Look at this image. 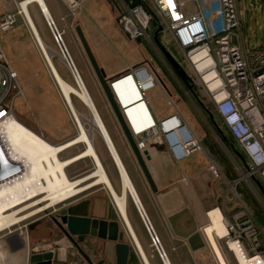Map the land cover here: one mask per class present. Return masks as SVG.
I'll list each match as a JSON object with an SVG mask.
<instances>
[{"label": "rangeland", "instance_id": "1", "mask_svg": "<svg viewBox=\"0 0 264 264\" xmlns=\"http://www.w3.org/2000/svg\"><path fill=\"white\" fill-rule=\"evenodd\" d=\"M105 1H106L105 6L100 7V9H103V11L113 13V16H115V18H117L119 14L122 15L124 13L125 9L123 8L121 0H105ZM238 4L244 21L243 29H244L245 39L248 48L250 50L263 48L264 47V0H238ZM188 8L193 10L195 9V6L193 4L188 3ZM18 10L19 8H17V10H15L14 12H11V14L17 13ZM67 12L70 14V17L66 19L67 20L66 29H63L57 22H56L57 23L56 26L58 30H60V32L62 33L64 38V44L71 56L74 66L76 67L88 92L90 93L105 125L109 130V133L117 147V150L131 176V179L139 194L144 212L151 221L150 215L144 204V196H145L151 204L157 207L160 213H163L167 217V222L171 230L173 231L174 235H176L172 226L170 225L169 218L175 215L176 213H179L180 211L188 208L191 213V218L194 221V225H195L194 227L196 229V233L200 235V238L204 242V247H201L198 250H195L194 252L197 253L198 251L199 252L204 251L205 253L204 256L207 257V260L205 261L206 264H216V261L214 259L215 256L211 251V249L209 248L208 242H206V239L202 231V228L205 227L209 223V221L205 216V213H202V217H199L201 223H198L197 219L192 213V210L187 206L184 193L185 196L189 194L191 198L196 199L199 205L205 200H211L212 203L210 204V206H208L207 208L203 207V209H206L203 212L214 209L217 206L220 207V205L222 208L221 191L224 190L226 186L219 187L218 183L211 180L209 175L207 174L205 168L207 167L209 153L212 154L217 159L224 173L228 177L231 176L240 177L241 171L245 172L246 170L247 167L246 160L241 156V154L240 155L238 154L237 156V154L233 152V150H236L235 147L229 144L227 145V143H225L224 137H226L227 139L228 138L230 139V137L227 131L225 130V128L223 127V125L221 124L219 117L217 116L213 107L209 103L206 93L200 87V85L191 80L192 88L194 87L193 88L195 95L194 97V95H192L188 91L191 89H189L184 84V82L181 80L178 74L172 69L170 63L168 62V60L160 50L155 40V35L157 32H158L157 35L158 40L166 48V50L175 58V60L180 61L181 58L174 47L171 46L166 47L164 45L163 43L164 34L161 33L162 30L159 31L160 27L158 30H155L157 24L155 22H152V33L150 34L151 41L148 40L136 41V40H131L127 35L123 34L122 27L116 21L115 27L120 35L119 40L122 43L124 42L126 45L124 50L123 48H120L122 56L118 57V59H112V67L117 68L120 64H122V62L123 65H125L126 64L125 61L127 60L130 62V64L133 67L140 65L148 66L156 74V76L164 86L167 95L172 98L178 110L181 112V114H183L182 116L184 122L188 125L190 130L197 135L198 139L199 138L201 139L199 140L201 141V144L203 146V149L201 151L194 153L192 157L187 161H183L181 164L171 163L167 165L166 163L171 161V159L168 157L169 156L168 153L170 152H169L168 144L164 139V137H162V140L159 138H155L149 141L146 150L149 151L152 160L148 161L147 164L158 186V193L154 194L150 189L141 171V168L128 144V141L124 136V133L121 130V127L107 101L103 89L94 73V70L84 51V48L78 38V35L76 33V27L80 26L82 28L86 36V39L88 40V43L105 77L106 75L102 66L103 65L102 60L104 58L102 56L105 54L109 55L110 52L113 51L111 47H109L105 38L99 32L95 24V20L92 17H90L89 13L87 12V8L84 7L78 10V12L76 13L78 14V16L72 15L70 11ZM21 17L22 16L17 17V23L15 24V26L12 27V29L7 31L6 33L0 32V42L3 46L4 52L8 60L10 61L13 69L16 72H17V69L15 68L16 66L15 67L13 66L16 64L21 66L29 65L30 67H34L32 70L33 75H31L33 76L32 77L33 80L31 79L33 83L29 80L28 76H26L27 73L26 71L23 76L24 80H21L22 83L21 85L19 79L20 74L17 72L18 84L21 87V92H19L20 89H14L10 93L7 102L9 106L13 107L14 115H16V117L22 123H24L28 128L32 129L37 134L44 136L48 140L51 137H56L57 139L53 138L57 140L55 141L56 142L55 145L66 143L78 135L77 129L75 127L71 114L67 106L65 105V102L63 101V98L59 92V89L55 81L53 80L47 66H45L46 63L42 56L41 50L37 46L36 41H34L35 39L34 40L30 39L29 35H31V32L26 31L25 28L22 30V33L17 32L18 31L17 26L20 22H22L23 17L22 18ZM44 24H45L46 36L45 39L43 40H45L44 42L47 44L50 50L55 53L53 60L57 68L59 69L62 77L70 84L75 86L73 74L61 59V51L54 40L52 32L48 27L47 21H44ZM97 24L99 23L97 22ZM11 32L15 34L19 33L18 35L16 34L18 36L17 37L18 40L17 39L15 41L4 40V38L6 37L3 36ZM124 51L127 53V55ZM39 52L41 54H39ZM40 65L43 67L42 70L44 73H42V71L38 69V67L40 68ZM105 65L108 66L107 63ZM42 74L46 75L48 82L51 85V90L55 95L56 103L55 101H52L49 98L48 95L49 93L46 92L44 86L45 82L43 79L45 77ZM106 79H108V81L112 80L107 77ZM145 96L150 107L156 110L157 112L171 113V109L174 110V108H171L168 105L165 96L163 95L161 89L159 88H154L147 91L145 93ZM196 98L199 99L200 102H197ZM74 102L77 110L81 114L88 113L86 107L81 103V101L74 98ZM173 113H175V110ZM55 114L59 116V118H56L54 120L53 116ZM231 143L235 144L233 143L232 140ZM95 146L106 166L107 172L111 180H113L112 181L113 184L115 185V187H117V189H119L120 179L118 176L117 169L111 159L110 154L108 153V150L103 140L99 136H97L96 138ZM83 148H84L83 146H77L74 149L65 152L61 156V159L67 160L69 158H72L73 156L80 153L83 150ZM235 165H238V170H236ZM188 166L197 169H192L191 171H189L186 169ZM93 169L94 167L91 160L84 159L78 162L77 164L71 166L69 169H67V173L69 178L74 180L91 173ZM262 186L259 185L255 181V179L250 178L249 180H244L241 183V185L238 187V192L241 195L242 199L251 207L256 217L258 218L260 224L264 228V216L262 212L264 211V188H263L264 186L263 187ZM175 188H177L178 191L172 192L167 202L164 201L162 202L158 198L157 196L158 194H164L166 192L173 191ZM96 198H99V200L102 198L105 201L107 200L106 198H108L109 207L111 208L114 207L115 211L117 212L108 191L103 186H100L94 188L89 192L83 193L63 204L57 205L43 213H40L22 222L21 224H19L18 226L14 227L11 230H7L0 233V252L5 256L4 261H1V264H14L13 255H15L16 257L15 260H19L20 264L29 263L30 256L27 253H20L17 255L14 254V253H19V251L12 252L6 242L7 237L15 233H23L21 237L23 238L25 245L28 246L29 242L32 241L31 239L32 238L35 239V236L37 238V236L39 235L38 233L40 232L43 233L42 235H44L45 232L43 231H46L48 234H45L44 238H51L53 236L49 231V229L51 228L52 230L57 231L60 240L64 239L63 241H60L59 243H56L54 245L56 249L58 248L57 250L58 253L59 250L67 251V250H62V247L65 249L66 247L65 244L74 247L73 242L64 233L65 232L64 230L66 228L60 220V216H61L60 213L63 209H67L85 200L90 201V205H91L92 203L95 202ZM178 198L184 200V205H182V202H180L179 201L180 199L178 200ZM229 199L230 201H234L233 196H230ZM236 206L237 204L233 202L232 205L227 206V211L230 212ZM200 208H202L201 205ZM169 210H177V211L176 213H172L171 215H169L167 213V211ZM128 215L130 217V221L132 222L135 231L137 232L136 233L137 236L144 235L147 241L148 250L152 249L154 253L157 255L156 251L152 247L151 238L139 214L138 208L131 198L128 200ZM119 218L121 219L120 216ZM187 222H188L187 219H183L184 225L182 226L185 227ZM151 223L154 226L152 221ZM38 226H43L41 228L42 230H37L36 235L31 236V232L33 230H36ZM176 237L183 240L184 243H186L187 245L188 243L187 239H184L177 235ZM219 247L221 248V251L229 264H238L237 263L238 260L236 262L233 255L227 251L224 242L223 243L220 242ZM71 251L72 248L69 252ZM73 256H71L70 254L69 260H72ZM157 257L159 258L158 255ZM200 263H202V261H200Z\"/></svg>", "mask_w": 264, "mask_h": 264}, {"label": "built area", "instance_id": "2", "mask_svg": "<svg viewBox=\"0 0 264 264\" xmlns=\"http://www.w3.org/2000/svg\"><path fill=\"white\" fill-rule=\"evenodd\" d=\"M87 1L67 0L72 15L75 16L78 10L84 8ZM141 1V4L133 6L121 0L125 11L119 17V24L123 31L131 40L151 41L152 22L162 29L164 45L177 50L181 60L176 61L191 80L204 90L223 127L232 136L247 162L246 170L241 171L240 177L229 178L209 155L207 170L212 180L219 187L226 186L221 191L223 206L218 208L225 217L228 235L223 239L218 238V244L220 246V242H224L236 262L231 243L238 246V253L246 263L255 260L257 264H264V228L238 192L241 183L250 178L259 179L264 186V47L256 50L248 48L238 0ZM188 3L193 4L195 9H189ZM18 16H22L19 10L14 14H5L0 19V32L12 29ZM47 24L61 53L68 55L62 33L53 21H47ZM127 72L142 91L159 88L168 103L173 105L164 86L148 66L130 67ZM14 89H20L21 92L18 74L0 42V118L13 110L7 99ZM176 119L186 127L182 115L175 108L174 114L162 120L155 119L156 124L141 131V134L132 133L139 149L146 150L152 139L162 140L164 137L166 140L165 125ZM186 135L187 132H182L183 137ZM191 135L184 144H173L166 140L175 161H183L203 149L198 137L193 133ZM235 168L238 170V165ZM230 196L234 197V201H230ZM233 202L237 206L229 216L227 206ZM145 227L152 247L164 263L167 254L159 237L146 222ZM237 263L240 264L239 259Z\"/></svg>", "mask_w": 264, "mask_h": 264}, {"label": "bare ground", "instance_id": "3", "mask_svg": "<svg viewBox=\"0 0 264 264\" xmlns=\"http://www.w3.org/2000/svg\"><path fill=\"white\" fill-rule=\"evenodd\" d=\"M32 3H37L41 7L43 14L46 15V21H53L44 0H26L20 4L19 11L23 19H26L37 46L41 50L46 66L71 114L78 135L66 143L55 145L22 123L14 115V110L0 118V233L11 230L22 222L83 193L103 186L108 191L119 216L123 220L124 223H122L126 225L135 245L143 258L146 259L140 241L129 220L128 200L130 198L136 204L144 225L146 222L149 228L153 227L155 233L156 230L143 210L131 176L90 93L74 66L68 50L69 57L66 53H64L65 55L61 53V59L73 74L75 86L66 81L57 68L53 60L55 53L44 42L30 15L29 5ZM55 27L57 28L56 25ZM127 73L112 79L109 81V85L123 109L132 133L139 134L141 131L154 126L156 120L145 99L147 90L142 91L136 80ZM143 85L145 86V84ZM74 98L81 101L86 107L87 114H81L77 110ZM182 132H187V135L183 137ZM192 133L178 119L165 125L166 140L173 144H184L189 140V137H192ZM97 136L103 140L117 169L120 179L119 189L113 184V180H111L95 146ZM77 146L84 147L80 153L67 160L61 159L65 152ZM84 159L91 160L94 167L93 171L83 177L70 179L67 169ZM209 218L211 222L206 227L205 235L211 250L218 264H228L216 240L217 238L223 239L228 235L224 215L219 209H214L210 212ZM156 235L158 236L157 233ZM231 249L234 251L237 260L239 259L240 264H257L255 260L246 263L239 255L238 246L235 243H231ZM4 257L0 252V264L1 261H4ZM167 261L169 258L165 257L164 264H169Z\"/></svg>", "mask_w": 264, "mask_h": 264}, {"label": "crops", "instance_id": "4", "mask_svg": "<svg viewBox=\"0 0 264 264\" xmlns=\"http://www.w3.org/2000/svg\"><path fill=\"white\" fill-rule=\"evenodd\" d=\"M24 1H26V0H0V19L5 14L14 12L15 10H17V8H20V4L22 2H24ZM123 1L125 3H128L127 0H123ZM44 2H45L46 7L48 8V11H49V13L51 15V18L55 22V25H57V23H58L63 29H66V27H67V20L66 19L68 17H70V14L67 12V11H70V8H69L67 0H44ZM105 3H106L105 0H88L84 7L87 8V12L89 13L90 17H92L95 20V24H96L99 32L105 38V40L107 41L109 47H111V49L113 51V52H110V54L107 53L109 55L105 54V55L102 56L104 58L102 60V62H103L102 66H103V69H104V72H105V75H106L107 78L116 79L120 75H122L125 72H127L129 70V68L133 67V66L127 60V61H125V63H126L125 65H123V62H122V64H120L117 68L116 67H112V59H118V57L122 56L120 48H123V50H124L126 44L124 42L122 43L119 40L120 39V35H119L118 30L115 27V22L116 21L119 24V17L121 16V14H119L118 17L115 18V16H113V13L105 12V11H103V9H100L101 6H105ZM29 12H30V15H31L34 23L36 24L37 28L39 29L43 39H45L46 31H45L44 21H46V17H45V15L42 12L41 7L37 3H32V4L29 5ZM76 15L78 16V14H76ZM97 22L99 24H97ZM24 28L26 29V31H30L31 32V30L29 29L26 21L22 18V22H20L18 24V26H17V30H18L17 32L22 33V30ZM122 33L127 35L124 31ZM16 34L18 35L19 33H16ZM16 34L13 33V32H11L9 34H6V35L3 36V37H6V38H4V40L15 41L17 39V37H18ZM29 36H30V39L34 40L32 32H31V35H29ZM126 47H128V46H126ZM39 54H41V53L39 52ZM126 55H127V53H126ZM106 63L108 64V66L105 65ZM13 66L14 67L16 66L15 68L17 69V72L20 74V76H19L20 83H21V80H24L23 76H24L26 71H27L26 76H28L29 80L33 83V81H32L33 80V78H32L33 76H31V75H33V71L32 70H33L34 67H30L29 65L21 66V65H18V64L13 65ZM38 69H40L42 71V73H44L43 70H42L43 67L41 65H40V68L38 67ZM42 75L45 77L43 79H44V82H45L44 86H45L46 92L49 93L48 94L49 98L52 101H55V103H56V98H55V95H54L53 91L51 90V85L48 82V79H47L46 75L45 74H42ZM21 85H22V83H21ZM26 87H27V85H26ZM163 95L165 96L164 93H163ZM165 98L167 100L166 96H165ZM145 99H146V96H145ZM146 102H147V99H146ZM172 102H173V105H170L168 103V100H167V103H168V105L171 108H174V110H175V108L178 109L173 100H172ZM149 107H150V105H149ZM150 109H151V112H152V115H153L154 119H156V120H162V119L172 115V113L174 112V110H172V109H171V113L157 112L156 110H154L151 107H150ZM180 114H181V112H180ZM181 115H183V114H181ZM53 118L55 120L56 118H59V116H57L55 114L53 116ZM53 138H56V137H51L49 139V141L52 142L53 144H55L56 143L55 141H57V140H55ZM168 154H169L168 157L171 159V161L168 160L169 162L166 163L167 165H169L171 163H173V164L174 163L181 164L183 161H187L188 159H190L192 157V155H191L187 159H185L183 161H180V162H177V161L174 160V158L172 157L171 153H168ZM209 155L211 157H213L217 161V159L212 154L209 153ZM208 164H209V159L207 161V167L205 168V170L207 171V174L209 175L210 179L212 180L211 175H210V173L207 170ZM186 169L191 171L192 169H197V168H191V167L188 166ZM231 178H236V177H232L231 176ZM184 197H185V200L187 202V206L192 210V213L194 214V216L197 219L198 223H201L199 217H202V213H205V216L207 217V219H208V221L210 223L211 222L210 218H209L210 212L213 211L214 209H219L218 208L219 206H217L214 209H211L209 211L203 212V211L206 210V209H203V207L207 208L208 206H210V204L212 203L211 200H205L204 202L200 203V205L202 207V208H200V205L197 203L196 199L191 198V196L189 194H187L185 196V193H184ZM106 199L107 200L105 201L102 198L100 200H99V198H96L95 202L92 203L90 205V207H89V216L92 217V218L108 220V221H117V220L120 221V223H121L120 224L121 231L124 233V238H123L122 242L126 243V244H129L130 247H131L129 260H128L127 264H164L157 257V255L154 253V251L152 249L148 250L147 241H146L145 236L144 235L137 236V234H136L138 240L140 241L142 249H143V251H144V253L146 255V259L143 258V256L141 255L139 249L135 245V243L133 241V238L130 235V232L128 231V229H126V225L123 224L124 223L123 220L121 221V219L119 218V216H118L117 212L115 211L114 207H112V208L109 207L108 198H106ZM221 201H222L221 203H222V206H223V199ZM144 204H145L146 209H147V211H148V213L150 215L151 221L154 224V228L156 230V233L158 234V236H159V238H160V240L162 242V245H163V247L166 250L165 252L167 254V257L169 258V261H167V262L169 264H206L205 261L207 260V257L204 256L205 255L204 251H200V252L198 251L197 253H195L191 249V247L189 246L188 243L186 245V243H184L183 240H181L178 237H176V235H174L173 231L171 230V228H170V226H169V224L167 222V217L163 213H160L159 210L157 209V207L155 205L151 204L145 196H144ZM220 208H221V205H220ZM207 213H208V215H207ZM227 214L230 216V215H232V212L231 211L227 212ZM129 220H130V217H129ZM130 223L132 224L131 221H130ZM209 223L207 225H209ZM207 225L205 227L202 226L203 227L202 231H203L204 237L206 239V242H208V246L211 249L209 241H208V239H207V237L205 235V230H206ZM132 226H133V224H132ZM42 227L43 226H38L36 228V230H33L31 232V236L32 235L33 236L36 235L37 230H42L41 229ZM47 228H50V227H47ZM65 228H66V226H65ZM133 229H134V227H133ZM126 230L128 231L130 236L128 235ZM49 231L53 235L51 238H44V235L48 234L46 231H43V232H45L44 235H42L43 233L40 232V233H38L39 235L37 236V238H36V236H35V239L32 238L31 239L32 241L29 242V245L28 246L25 245L24 249L21 250V252L19 251V253H14V254L17 255V254H20V253H27L30 256L32 252H35V253L48 252V251L58 252L57 251L58 248L56 249V247L54 245L56 243H59L60 241H63L64 239L63 240L59 239V237H58L59 235H58L57 231L52 230L51 228L49 229ZM134 232L137 233L135 231V229H134ZM64 233L66 234V232H64ZM138 235H139V233H138ZM68 238L73 242L74 247L65 244L66 247H65V249L62 247V250H67V251H60L59 250V262H62L64 264H117V251H116V243L115 242H111V241H108V240H102V239L94 238V237H91V236H87L83 242L78 241V237H76V236H74V237L72 236V239L69 236H68ZM217 243H218V240H217ZM71 248H72V251L69 252L71 250ZM65 253H66V255H65ZM68 254L69 255L71 254V256H73V255H75V256H73L72 260H69V255ZM12 255H13V253H12ZM13 257H14L13 258L14 259V264H20L19 260H15V258H16L15 255H13ZM214 259H215L216 264H217L218 262H217L215 257H214ZM200 261H202V263H200ZM227 263H228V261H227Z\"/></svg>", "mask_w": 264, "mask_h": 264}, {"label": "water", "instance_id": "5", "mask_svg": "<svg viewBox=\"0 0 264 264\" xmlns=\"http://www.w3.org/2000/svg\"><path fill=\"white\" fill-rule=\"evenodd\" d=\"M51 19V18H50ZM162 29L160 28L159 31ZM76 33L78 38L84 48V51L88 57V60L94 70V73L103 89V92L107 98V101L121 127V130L126 137L128 144L141 168V171L154 194L158 193V186L154 177L148 167L147 162L152 160V157L148 150L141 151L137 145L135 137L132 134V131L125 119L123 109L120 107L118 101L116 100L111 87L109 85L108 79L104 76V73L86 39V36L80 26L76 27ZM158 32L155 35V40L174 69L178 74L184 84L192 89L191 78L188 73L181 67V65L175 60V58L166 50V48L160 43L157 38ZM174 191H178L175 188L173 191L166 192L164 194H158V198L163 202H166L170 194ZM180 198H178L179 200ZM182 205H184V200L180 199ZM89 207L90 201H82L78 204H75L67 209L61 211L60 220L64 226H66V234L72 239V236L78 237V241L83 242L87 236L94 238H99L102 240H108L116 243L117 251V264H127L130 255V245L123 243L124 233L121 231L120 221H108L97 218H92L89 216ZM177 210H169L167 213L171 215L176 213ZM183 219H187L186 226H182ZM170 225L172 226L175 234L179 237L187 239L191 249L193 251L198 250L201 247H204V242L200 238V235L196 233L194 221L191 218L190 210L184 209L179 213L171 216L169 218ZM149 223V221H148ZM150 224V223H149ZM6 242L10 247L12 252H17L22 250L25 247V243L21 237L20 233H15L7 237ZM29 264H64L59 262V253L55 251L32 252L29 258Z\"/></svg>", "mask_w": 264, "mask_h": 264}, {"label": "trees", "instance_id": "6", "mask_svg": "<svg viewBox=\"0 0 264 264\" xmlns=\"http://www.w3.org/2000/svg\"><path fill=\"white\" fill-rule=\"evenodd\" d=\"M128 1V3L130 4V5H137L138 3H142V1L141 0H127ZM159 29V26H156L155 27V30H158ZM194 88V87H193ZM193 88L191 89V90H188L192 95H194V91H193ZM194 97H195V95H194ZM196 101L197 102H200V100L199 99H197L196 98ZM229 135V137H230V139L228 138H226V137H224L225 138V143H227V145L229 144V145H232L233 147H235V149L236 150H233V152L234 153H236L237 154V156H238V154L240 155L241 153L238 151V148H237V146H236V143H235V141H234V139L232 138V136L230 135V134H228ZM231 140L233 141V143H235V144H232L231 143ZM241 156L244 158V156L241 154ZM245 159V158H244ZM231 178V177H230ZM255 181L259 184V185H261L262 186V184H261V182L259 181V179H255ZM263 187V186H262ZM264 188V187H263ZM263 212V216H264V211H262Z\"/></svg>", "mask_w": 264, "mask_h": 264}]
</instances>
